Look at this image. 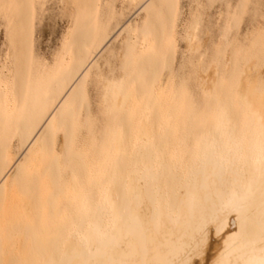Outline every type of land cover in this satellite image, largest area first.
Returning <instances> with one entry per match:
<instances>
[{
  "label": "bare ground",
  "instance_id": "obj_1",
  "mask_svg": "<svg viewBox=\"0 0 264 264\" xmlns=\"http://www.w3.org/2000/svg\"><path fill=\"white\" fill-rule=\"evenodd\" d=\"M50 2L0 0V264H264V0L243 53L221 37L208 67L200 53L216 101L200 117L178 67L182 0H53L68 28L47 60L36 35ZM201 22L190 58L210 38Z\"/></svg>",
  "mask_w": 264,
  "mask_h": 264
},
{
  "label": "rangeland",
  "instance_id": "obj_2",
  "mask_svg": "<svg viewBox=\"0 0 264 264\" xmlns=\"http://www.w3.org/2000/svg\"><path fill=\"white\" fill-rule=\"evenodd\" d=\"M121 1L122 0H118V2ZM201 1L203 0H182L183 9L181 14V26L179 29L181 51L178 54V67L181 68L180 70H186L187 72H189L191 76L193 84L192 94L194 99V112L199 117L207 113L208 111L211 112L212 110L215 111L216 109V101L214 100V98L205 96L197 82V60L200 57V53H205L203 55L204 57L202 56L204 60L203 64L205 65V67H208L210 61L216 55L215 50L218 46L220 37L222 39L221 45L219 46V49L221 51L225 50L226 44H229L232 41L240 40V42L235 43V45L241 46L243 53V51L247 47L248 41L252 38V36H249L251 27L252 25H254L255 19L259 16V12L255 10V0H249L244 10V14L242 15V18L239 22L238 32L234 27L231 26L230 17L234 13H237L242 0H219L216 1V3H214L213 5H210V2L208 0H204L203 2H205V7L198 8V2ZM50 5L51 9L47 10L49 12H45L47 17L42 21L43 23L41 22V25L39 23L37 25V28L38 26L41 27V31L40 28H38V35H36V49L41 55H44L47 60H51L53 51H55L59 46L60 38L62 37L64 31L68 28L67 23L64 22L63 19L61 20L58 17V15H60V11H58L59 6H57V4H54L53 0H51ZM144 5L145 2H142L136 5V7H131L128 10V13L125 16L122 24H120V26L114 31L107 43L96 53V55L91 60L90 65H92L95 61H100V64H104L103 55L107 51H109L112 46H117L118 44L120 38L116 40V36L121 31V29L119 28L125 26L128 22L140 17L142 15V9ZM55 9L56 11L54 12ZM52 11L54 12V14H57L58 12V15L49 16ZM4 12L5 8L0 7V14H4ZM52 17H58V21L54 19L53 23ZM197 17H201L202 19L201 26L199 27L200 35H198V39L201 38L203 40L205 38L206 29H210V38L207 41L206 45L204 47H199V50L195 52L190 58L189 55L184 53L183 50L185 48V36L187 32H190V25L195 21ZM5 26V17H0V69L1 72L4 73H6V69L2 68V66H4L3 62L5 61L6 56L2 53V49L6 48L5 44L8 41ZM225 32L227 34L226 37L220 36L222 33ZM238 33L241 34V37L238 36ZM232 52V50L228 49L226 57L229 59V61L232 58ZM7 62L9 63V61ZM241 68L242 62L229 69V71L226 73L227 79L236 76L241 71ZM261 70V74L262 76H264V68ZM99 118L103 126H106L110 121V119H108V116L106 114L104 115L103 113L99 114ZM22 152L18 154V157L22 154Z\"/></svg>",
  "mask_w": 264,
  "mask_h": 264
}]
</instances>
